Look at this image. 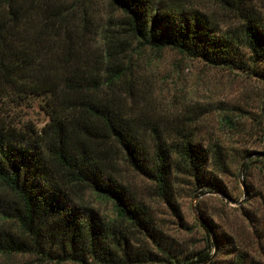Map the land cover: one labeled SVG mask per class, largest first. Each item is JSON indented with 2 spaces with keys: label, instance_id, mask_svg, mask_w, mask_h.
<instances>
[{
  "label": "trees",
  "instance_id": "1",
  "mask_svg": "<svg viewBox=\"0 0 264 264\" xmlns=\"http://www.w3.org/2000/svg\"><path fill=\"white\" fill-rule=\"evenodd\" d=\"M211 1L238 24L222 30L185 0H0V256L29 255L40 264H208L216 251L224 264H258L202 214L198 226L212 253L171 258L151 211L113 174L115 162H124L176 211L179 181L195 195L228 197L220 174L239 162L238 175L247 177L253 163L264 164L257 152L244 149L232 161L217 142L198 143L192 130L171 133L142 121L123 90L132 39L264 82V24L247 0ZM98 2L119 19L99 13ZM36 102L47 117L41 128L16 117ZM81 191L110 203L115 218H101ZM250 192L246 185L245 195L263 206L241 215L264 257V196ZM9 222L16 228L7 229Z\"/></svg>",
  "mask_w": 264,
  "mask_h": 264
},
{
  "label": "rangeland",
  "instance_id": "2",
  "mask_svg": "<svg viewBox=\"0 0 264 264\" xmlns=\"http://www.w3.org/2000/svg\"><path fill=\"white\" fill-rule=\"evenodd\" d=\"M185 1L210 15L222 30L238 24L233 13L211 0ZM247 3L248 10L264 24V0H247ZM95 8L112 20L121 16L103 2L96 3ZM125 57L127 74L123 90L142 121L171 133L184 128L192 130L198 143L206 147L217 142L232 161L244 149L257 152L264 158L262 80L239 71L210 68L169 49L155 52L142 48L133 39ZM16 113L20 122H32L37 128L47 122L37 102L30 108H20ZM240 168L239 162L231 164L226 174H220L228 197L213 192L195 195L186 179L179 181L173 200L176 211L156 196L154 186L148 180L124 162H115L113 174L135 200L151 211L171 258L184 256L191 251L212 253L206 248L205 235L198 226L202 214L220 230L233 235L237 247L248 251L254 263L264 264V257L256 250L257 241L241 215V209L247 208L252 212L256 207L263 206L262 201L251 199L245 192L246 185H249L253 191L250 194L255 192L254 196H264V164L253 163L247 177L243 172L238 175ZM81 192L83 201L93 206L101 218H115L110 203L95 198L89 192ZM5 227L14 229L16 225L9 222ZM213 255L208 264H224L221 257L216 258V251H213ZM0 264L40 263L33 256L18 255L11 258L0 256Z\"/></svg>",
  "mask_w": 264,
  "mask_h": 264
}]
</instances>
